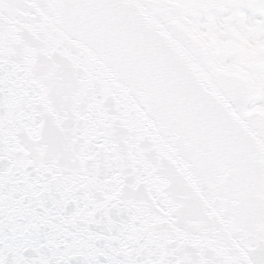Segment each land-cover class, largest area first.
<instances>
[{
  "label": "snow or ice",
  "instance_id": "6c2138e0",
  "mask_svg": "<svg viewBox=\"0 0 264 264\" xmlns=\"http://www.w3.org/2000/svg\"><path fill=\"white\" fill-rule=\"evenodd\" d=\"M0 264H264V0H0Z\"/></svg>",
  "mask_w": 264,
  "mask_h": 264
}]
</instances>
